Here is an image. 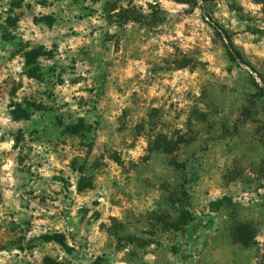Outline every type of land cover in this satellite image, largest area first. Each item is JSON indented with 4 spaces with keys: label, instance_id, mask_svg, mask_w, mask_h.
Returning <instances> with one entry per match:
<instances>
[{
    "label": "rangeland",
    "instance_id": "374dc122",
    "mask_svg": "<svg viewBox=\"0 0 264 264\" xmlns=\"http://www.w3.org/2000/svg\"><path fill=\"white\" fill-rule=\"evenodd\" d=\"M261 86L264 0H0V264H264Z\"/></svg>",
    "mask_w": 264,
    "mask_h": 264
},
{
    "label": "trees",
    "instance_id": "16d2710c",
    "mask_svg": "<svg viewBox=\"0 0 264 264\" xmlns=\"http://www.w3.org/2000/svg\"><path fill=\"white\" fill-rule=\"evenodd\" d=\"M200 11L202 16L204 17L207 24L224 40V48L229 56V58L234 61L238 65H247L245 60L243 59L240 52L235 48L231 38L229 37L228 33L221 27L217 22H215L212 18H210L205 10L200 6ZM264 96V86L260 87V92L257 94V97ZM184 191L182 192V197L177 200V211L179 212V218L177 221L167 225V229L170 228H178L179 225L184 224L188 221L190 213L185 207L184 202ZM46 241H53L60 245L66 252L69 253L71 247L68 246L65 236L60 232H55L51 235L45 236Z\"/></svg>",
    "mask_w": 264,
    "mask_h": 264
}]
</instances>
